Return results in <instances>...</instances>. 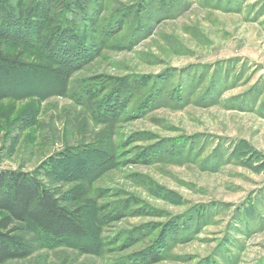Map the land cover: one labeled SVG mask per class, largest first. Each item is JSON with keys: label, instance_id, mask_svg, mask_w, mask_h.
<instances>
[{"label": "rangeland", "instance_id": "374dc122", "mask_svg": "<svg viewBox=\"0 0 264 264\" xmlns=\"http://www.w3.org/2000/svg\"><path fill=\"white\" fill-rule=\"evenodd\" d=\"M19 4L50 8L70 48L10 46L0 169L79 207L83 234L19 223L30 254L2 264H264V0H0V17Z\"/></svg>", "mask_w": 264, "mask_h": 264}, {"label": "trees", "instance_id": "16d2710c", "mask_svg": "<svg viewBox=\"0 0 264 264\" xmlns=\"http://www.w3.org/2000/svg\"><path fill=\"white\" fill-rule=\"evenodd\" d=\"M6 14L0 17V100L9 95L10 77L24 66L10 46L36 41L54 58L70 48L63 43L68 34L50 8L38 11L32 19L25 16L22 4ZM19 223H29L53 239L83 234L79 207L64 205L34 172L0 169V264L30 254L18 234ZM157 258L154 256L153 260Z\"/></svg>", "mask_w": 264, "mask_h": 264}]
</instances>
